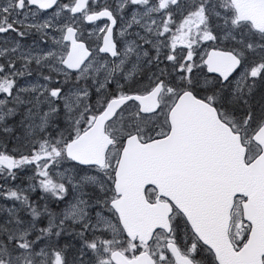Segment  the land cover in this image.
<instances>
[{"label": "snow or ice", "instance_id": "obj_1", "mask_svg": "<svg viewBox=\"0 0 264 264\" xmlns=\"http://www.w3.org/2000/svg\"><path fill=\"white\" fill-rule=\"evenodd\" d=\"M0 264H264V0H0Z\"/></svg>", "mask_w": 264, "mask_h": 264}]
</instances>
